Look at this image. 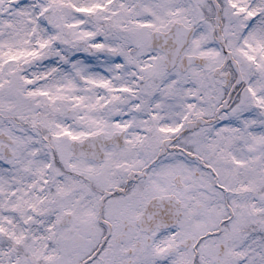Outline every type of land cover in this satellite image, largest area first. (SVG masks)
Segmentation results:
<instances>
[{
	"label": "snow or ice",
	"instance_id": "snow-or-ice-1",
	"mask_svg": "<svg viewBox=\"0 0 264 264\" xmlns=\"http://www.w3.org/2000/svg\"><path fill=\"white\" fill-rule=\"evenodd\" d=\"M0 264H264V0H0Z\"/></svg>",
	"mask_w": 264,
	"mask_h": 264
}]
</instances>
